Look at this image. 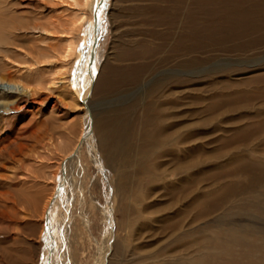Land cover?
<instances>
[{
  "label": "rangeland",
  "instance_id": "374dc122",
  "mask_svg": "<svg viewBox=\"0 0 264 264\" xmlns=\"http://www.w3.org/2000/svg\"><path fill=\"white\" fill-rule=\"evenodd\" d=\"M68 1L0 0V16L8 14L13 23L11 25H15L14 30L28 28L27 33L15 37V40H21L18 41L19 47L21 45L28 52L33 50L35 54L54 56V51L61 50L58 47L59 35L50 33L43 36L44 38L40 37L37 41H33L37 36L29 35L30 28L37 27L40 30L46 25L62 26L60 31L68 33L70 25L76 20L74 15H77V8ZM168 1L170 0H106L97 47L95 83L89 99L94 121L93 135L91 140L83 145L77 159L68 164L65 190L63 189L59 202L55 201L53 217L48 224L55 241V264H100L103 258L106 259L103 264H132L139 261H145L141 264L168 263L178 247L175 234L170 230L171 223L177 222L178 214L184 211L186 215H191L192 219L193 214L198 213V209L189 211L186 208L190 204H195L200 196V189L204 187H209L211 197L236 180L237 183L244 184L246 180L240 177L239 170L244 169V164L253 163L252 159L257 164L252 186L255 194L254 199L247 204H249L248 208L257 212V218L247 216L244 210L242 216L234 220L242 225L250 224L251 221V226L255 230L251 239L261 240L260 245L264 246V145L261 143L257 147L238 145L241 135L236 133L249 127L252 129V134L256 130L262 131L261 122L264 120V114L257 108L264 105V82L250 84L259 88L255 95L250 96L253 100L257 99L254 106L232 104L231 109L225 114L214 116L223 121L222 127L217 128L215 133H211L210 127L201 121L202 118L207 119L209 116L198 111L211 103L215 82H207L204 78H194L192 83L189 82L188 85L191 86L188 89L196 91L195 94L199 96L179 102H183L191 109L190 123H198L199 126L203 123L200 128L210 130V133L205 134V137L210 139L209 144L206 145L208 164L195 165L191 171L196 175L194 168L201 170V167H204L201 172L205 171L208 179L206 183L195 185L197 192L194 193L192 201L191 198L189 199V204L177 207H174L176 202L173 201H180L183 198L178 195L172 200V197L160 194L157 189L161 185L160 182L155 181L158 178L152 174L153 170L149 168L143 172L139 170L146 162L143 159L152 157L155 150L145 155H135L137 146L130 143L128 137L129 126L135 125L133 143L136 144L139 140L142 111L151 102L149 89L172 68L162 67L152 74H144L138 85L131 86L125 92L118 91L111 96L98 94L99 83L105 74L109 77L111 75L117 77L114 72L132 68L133 76L139 75V72L134 74V69H138L142 61L133 53L135 50L126 51L129 59L118 61L116 58L123 51L125 52L126 47L132 48L136 41L140 43L139 45L148 44L146 41L152 39L150 30L155 34L165 31L163 23L155 22V14L147 12L145 8L151 5L165 7L164 2ZM176 2H179L177 5H181L188 3V0ZM77 28L78 26L73 28L74 31L66 36V40L73 41V37L76 41V37L81 34L78 46L82 47L78 50L82 52L88 45L85 36L89 33L90 25L86 24L82 29ZM53 30L51 29L50 32ZM174 36L177 37L176 29L169 34L172 43ZM155 40L156 36L153 38V41ZM156 42L158 41L147 46L152 48L150 52H164L160 56L162 57L165 52L167 53L168 47L161 49L155 46ZM15 43L17 44V41ZM249 56L250 53L228 55L232 61L249 59ZM257 57L262 58L257 60L258 64L264 63V54H256ZM154 59L156 57L151 59L150 63ZM50 63L52 65L49 66L53 69L55 60ZM229 65V63L218 64L211 68L235 66ZM253 67L255 69L244 70L240 66L238 68L244 72L237 74V77H230L239 80L264 78V67ZM57 77L58 85L54 91H40L31 100L23 99L19 106L22 110L19 112H0V115H4V119L7 120L6 123L14 125L12 133H9L5 126L0 128V138L5 140L0 143V264H40L49 243V239L44 234L43 210L52 193L58 188L57 181L64 154L72 149L80 131L85 128V115L76 111L69 99H62L59 96L67 85V73ZM43 78L45 81L48 80L45 75ZM103 88L101 87L99 92ZM34 89L36 90L37 86H34ZM247 92L249 95V87ZM250 102L249 100L244 103ZM135 103L137 109L133 114L127 117L123 115L124 120L119 118L116 123L110 122L111 112L130 107ZM182 108L184 106H181L180 110ZM182 116L184 114L179 115ZM99 123H106L107 126L98 130ZM262 134L259 138L258 135L256 136L258 139H251L260 141L264 138V131ZM58 139L64 142L61 148L57 146ZM129 157H132L130 161H128ZM172 169L169 168V171ZM146 179L150 180V183L143 187L139 186L140 181ZM174 179L176 180L175 174L172 175V179L165 178L161 182L166 184L168 181H175ZM149 189L152 193L145 195L144 200L136 197ZM130 191L135 194L130 196L127 193ZM222 197L218 195L211 198L210 214L204 216L201 221L195 220L192 226L196 227L201 222L213 225L212 221L217 220L230 206L229 203L223 206L217 204ZM224 201L230 202L231 199L226 196ZM139 203L149 204V209L144 214L147 221L145 226L133 223L134 217L130 210ZM188 221L189 219H186V227L180 229L181 231L187 232L190 229ZM220 230L221 233L227 232L226 229ZM238 236L234 234L233 238ZM229 243L226 241V244ZM234 249L235 253L240 251ZM260 257L261 254L259 259ZM232 262L231 264H240V260L233 259ZM258 264H264V256L262 262Z\"/></svg>",
  "mask_w": 264,
  "mask_h": 264
},
{
  "label": "bare ground",
  "instance_id": "6f19581e",
  "mask_svg": "<svg viewBox=\"0 0 264 264\" xmlns=\"http://www.w3.org/2000/svg\"><path fill=\"white\" fill-rule=\"evenodd\" d=\"M69 1L77 8V15H74L76 20L70 25L68 33L60 31L62 26L56 25L58 28L49 27L48 25L40 30L37 27L30 28L31 32H29V35L37 36L33 38L35 39L33 41H37L40 37L44 38L43 36H47L50 33L59 35L57 37L60 42L58 47L61 50L54 51V56L47 57L40 53L35 54L33 50L28 52L21 45L19 47L18 44L20 42L18 41L21 40H15V37H19L21 33H27L28 28L14 30L15 25H11L13 23L10 16L8 14L0 16L2 17L0 19V112L21 111L22 108L19 106L23 99L31 100L40 91H54L58 85L57 76L67 73V85L63 89V93H59V96L62 99H69L72 104L71 106L76 111L82 112L86 118L85 128L80 131L76 142L71 147L72 149L69 148L70 150L64 154L57 181L58 188L52 193L43 210V220L47 222L46 229L48 230V234L45 235L49 239V243L40 264H55V241L53 236H51L48 224L51 221V217H53L55 201L59 202L60 195L63 189L65 190L68 179L67 166L70 162L77 159L83 145L85 146L91 140L94 129L89 99L95 83L98 46L94 49L91 56L93 63L90 65L88 71L87 61L90 59L88 57L89 52L86 54L84 65L82 64L78 67L76 64L81 56V50H78V48L81 49L80 47H82L78 46L81 34H77L76 41L73 37V41H67L66 36L72 34L73 28L78 26L77 29H82L86 24H89V33L86 34L85 39L88 41V45L92 44L94 37L92 31V11L95 7L99 6L98 27L100 32L106 0ZM176 1L170 0L166 3L164 2L166 4L165 7H158L156 5L146 7L145 10L147 12L155 14V22L163 23L165 31L155 34L150 30L151 34H149L152 35V39H146L148 44L139 45L140 43L138 44L136 41L132 48L131 46L126 47L125 52L123 51L116 58L118 61H124L128 58L126 51L130 49L135 50L133 53L142 61V64L138 66V69H134V74L139 72V75H141L134 77L132 68H124L123 70L114 72L117 74V77L114 75L109 77L105 74L98 88V94L111 96L118 93V91L125 92L131 86L138 85L144 74H152L162 67H170L172 68H169L171 73H177L176 75H172L170 72L166 73L164 77L158 79L156 84L152 85L149 89L148 95L151 98V102L142 111L139 140L136 144L133 143L135 142V125L128 128L130 143L137 146L135 148V155H145L149 151L155 150V154L152 157L143 159L146 162H144L139 170L141 172L146 171L148 168L153 170L152 174L158 178L155 181L160 182L161 185L160 188L157 187V191L160 194L172 197V200H175L173 198L178 195L183 198L180 201H173L176 202L174 207L189 204V199L191 198L192 201L194 193L197 192L195 185L204 183L208 179L205 171L201 172V170L205 169L204 167H201V170L195 167L196 175H193L191 170L195 165L208 164L206 145L209 144L210 139L205 137V134L206 132L210 133V130L211 133H215L217 128L222 127L223 123L222 120H218L214 116L225 114L231 109L232 104H251V106H254V102L257 99L253 100L250 96L255 95L259 88L250 84L264 82V78L262 77L253 80L231 79L230 77H237V74L244 72L242 69H255L253 66L264 67V63L258 64L257 62L258 59L262 58H256V54H264V0H188V3L181 5H177L179 2ZM51 29L56 31L50 32ZM173 29H176L177 32V37H173L174 43L169 39V34H171ZM154 36H156V40L158 41L155 43V46L161 49L168 47L167 53L165 52L162 57L160 56L164 52H150L152 48L147 46L156 41H153ZM88 37H90L89 40ZM16 41L17 44L15 43ZM91 44L88 47V51L91 50ZM249 53V59L245 58L244 60L232 61L228 57V55L232 54L246 55ZM155 57L156 59L150 63L151 59ZM72 58L73 60L71 61ZM52 60H55V67L53 69L49 66ZM226 63H229V66L235 65L237 67L222 66L223 68H211L213 65ZM68 64H70L69 67ZM239 65L242 69H239ZM46 69L49 70L46 71ZM92 71H94V74H91ZM195 72L197 73L195 74ZM44 75L48 77L47 81L44 80ZM182 75L184 77H179ZM194 78H204L207 79V82H215L213 85L215 91L212 92L211 103L198 110L209 116L207 118L209 121L204 118L201 121L206 126L208 125L210 130L209 128L206 130L200 128L203 123L200 126L198 123H190L189 118L192 115H189V113L191 109L188 105L183 104V102H179L180 100H190L193 97L198 98L197 96L199 95L195 94L196 91L188 89L191 86L188 85L189 82L192 83ZM34 86H37L36 90ZM101 87L104 88L99 92ZM247 87L250 88L249 95ZM249 100L251 101L250 103H244L249 102ZM181 106H184L182 110H180ZM135 109H137L136 103L131 104L130 107L114 110L110 114L112 119L109 120L114 123L119 118H123L124 120V117L133 114ZM257 110L264 114V105H260ZM180 114H184V116L179 117ZM123 115L126 116L123 117ZM6 121L4 115H0V128L1 126H5L9 133H12L14 125L6 123ZM100 123V126L97 127L98 130H102L107 126L106 123ZM261 123H263L261 132L256 130L252 134L250 127L245 130H238L236 133L241 135L237 142L238 145H253L255 147L261 144L264 145V138L257 141L264 131V120ZM102 125L103 128H101ZM257 135L258 138L256 137ZM251 138L257 139L254 141ZM212 140L217 139L212 138ZM3 141L5 140L0 138V143ZM63 143L61 139H58L57 146L61 148ZM131 158L129 157L128 161ZM251 162L253 163L244 164V169L240 168L239 170L240 177L246 180L244 184H239L236 180L227 184L223 191L215 193L211 197L209 187H204L200 189V196L197 198L195 204H190L186 208L189 211L198 209V213L193 214L192 219L190 218L191 215H186L184 211L178 214L179 218L177 222L171 223L172 226L170 227L171 232L173 230L175 234L178 247L171 255V261L163 264H231L233 263V259L240 260V264H258V262H262L264 246L260 245L261 240L251 239L254 237V233L252 232L255 231L251 226L252 222L250 221V224L242 225L234 220L241 217L244 210L248 214L247 216L257 218V212L248 208L249 204H247L250 200L254 199L253 195L255 194L252 186L255 181L253 180V175L255 174L254 171H256L255 167L257 164L254 162V159ZM169 168L173 169L169 171ZM173 174L176 176L175 181L172 180L166 184H162L161 180L165 178L172 179ZM200 177L201 179H198ZM149 183L150 180H141L139 186L143 187ZM127 193L130 196L135 194L133 191ZM151 193L152 191L149 189L135 196L144 200L145 195ZM218 195L223 196L217 201L219 206L228 203L230 206L217 220L214 219L212 221L213 225L201 222L196 227H193L192 225L196 222L195 220L201 221L204 216L210 214V199ZM225 195L231 199L230 202L224 201ZM242 195L248 197L243 198L241 197ZM148 209L149 204L139 203L138 206L130 210L131 215L134 217V225H146L147 221H145L144 214ZM189 211L187 212L189 213ZM186 219H189L188 224L190 225L188 227L190 229L187 232L180 230L184 226L186 227ZM220 229H226L227 232L221 233ZM234 234L239 235L238 238H233ZM226 241L230 243L226 244ZM249 245L251 247H248ZM234 248L240 251L235 253ZM259 254H261L260 259ZM244 258L246 259L245 261ZM105 261L106 259L103 258L100 264H103ZM144 262H132V264Z\"/></svg>",
  "mask_w": 264,
  "mask_h": 264
},
{
  "label": "water",
  "instance_id": "95a60500",
  "mask_svg": "<svg viewBox=\"0 0 264 264\" xmlns=\"http://www.w3.org/2000/svg\"><path fill=\"white\" fill-rule=\"evenodd\" d=\"M99 10V6L95 7L92 11V31H93V40H92V44H91V50L88 51V47L89 45H86V47H84V49L82 50L81 52V56L78 60V62L76 63L78 65V67H80L86 60V54L88 53V57L90 58L88 61H87V70L89 71V67L90 65L93 63V60L91 59V56L94 52V49L98 46V43H99V38H100V33L101 31L99 32V27H98V11ZM91 74H94V71L91 72ZM47 228V222H45L44 220V234H48V230L46 229Z\"/></svg>",
  "mask_w": 264,
  "mask_h": 264
}]
</instances>
